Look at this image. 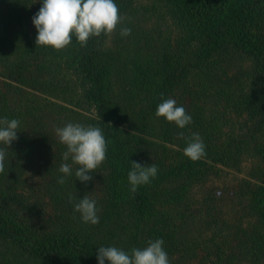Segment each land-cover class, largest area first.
<instances>
[{
    "label": "rangeland",
    "instance_id": "374dc122",
    "mask_svg": "<svg viewBox=\"0 0 264 264\" xmlns=\"http://www.w3.org/2000/svg\"><path fill=\"white\" fill-rule=\"evenodd\" d=\"M115 3L123 21L110 38L104 36L103 50L114 63L112 83L117 95L123 97L135 63L150 73L158 72L171 56L177 82L169 90L168 98L175 99L176 106H183L191 117L198 109H203L205 118L217 125V129H212L217 136L215 151L223 154L231 135L236 136L231 145L234 151L236 142L242 137H254L250 142L246 139L240 142L248 147L264 142V100L257 94L258 89L264 91V73L260 74L253 58L226 45L217 53L206 73L192 64L186 65L187 68L184 64L176 66V58L182 49L180 40L190 37V33L176 20L174 5L167 0H115ZM41 6L42 0H0V26L7 29L6 42L12 46L11 52L0 55V110L16 112L20 103L33 101V127L25 132L32 146L20 147L17 145L19 140L13 141L8 148L0 143V148L6 150L5 165H17L8 173L7 182L16 189L15 197H8L5 203L13 214L40 234L61 228L66 224V216L77 229L81 226L92 229L91 223H84L81 214L74 211V205L87 195L97 202L100 218L108 196L110 169L102 163L90 173L91 181L81 182L75 176L79 166L71 157L67 161L63 159L67 149L60 143L55 129L67 123L80 124L92 114L82 96L86 84L79 79L78 73L73 70L67 73L66 68L63 74L54 73L53 69L59 67L62 70L63 67L55 58L54 48L49 56L37 52L41 49L35 43L38 32L33 17ZM123 27L131 29L129 36L120 35ZM33 47L37 51L33 52ZM45 63L48 68L42 67ZM35 77L39 78L37 82L33 81ZM66 85H72L73 90L64 92ZM121 96L117 97L121 98L122 105L129 102ZM137 103L135 110L143 105ZM132 113L131 106H127V131L133 130ZM190 124L189 130L193 129ZM165 127L173 135L156 139L167 145L166 152L171 160L184 150V138L181 139L179 134L183 132L185 137L188 133L175 122H167ZM209 161L212 167L184 191L181 202H165L161 206V218L149 228V241L164 240L163 247L170 264H213L214 258L205 261L191 258L182 248L198 239L209 240L212 233L223 230L226 255H230L225 263L264 264L258 250L240 243L236 234L239 227L250 223L249 193L264 181V160L254 155L249 147L234 162L211 158ZM64 163L71 165L70 176L59 171ZM61 177L65 180L62 185L57 182ZM59 189L64 192L59 194L62 200H56L55 190ZM68 194L75 195L70 204ZM0 260L1 264H75L66 258L52 261L38 258L30 247L1 236Z\"/></svg>",
    "mask_w": 264,
    "mask_h": 264
},
{
    "label": "trees",
    "instance_id": "16d2710c",
    "mask_svg": "<svg viewBox=\"0 0 264 264\" xmlns=\"http://www.w3.org/2000/svg\"><path fill=\"white\" fill-rule=\"evenodd\" d=\"M167 1L175 7L176 20L190 33V37H182L180 40L182 49L176 58V66L184 64L187 68L186 65L192 64L206 73V70L211 69L210 64L217 53L226 45H230L241 54L253 58L260 74L264 73V0ZM6 30L4 25L0 26V55L11 52L12 48L6 42ZM104 39V35L92 37L86 46H81L73 37L70 45L62 50H56L55 58L63 65L62 70L59 67L53 69L54 73L59 74H63L64 68L67 69V73L71 70L78 73L79 79L86 84L82 96L92 114L80 124L100 127L107 141V158L103 163L110 169L109 187L99 223L91 224L92 229H85L83 226L77 229L66 216V224L64 223L61 228H54L42 234L36 232L6 207L5 200L8 197H15L16 192L13 185L7 184L8 173L13 172V167L17 165H5L4 172L0 173V236L30 247L34 256L47 261L66 258L75 264H99L97 256L98 248L101 246H115L126 252H130L132 248L143 249L149 242L150 226L161 218V206L165 202L175 204L181 202L184 191L199 181L212 167L210 158L231 163L241 158L243 151L250 147L254 155L264 160V142H257L249 147L240 143L244 139L250 142L253 136L240 138L234 151L231 145L232 139L236 136L231 135L227 139L228 146L224 153L215 151L217 143L214 140L217 136L212 129H217V125L205 118L202 108L192 115L193 122L190 126L193 129L189 130V125L184 128L188 136L184 137L182 148L187 146V139L196 133L206 145V156L193 162L180 151L169 160L167 145L158 141L156 137L163 140L173 134L165 127L168 122L166 118L157 117L155 112L157 106L168 98L169 90L176 85L177 79L172 68L175 63H171L169 56L166 58L165 66L160 67L158 72L151 73L142 65L135 63L132 77L123 95L129 102L122 105L121 98L119 100L117 97L121 95H117L113 87L114 63L112 64L103 50ZM38 48L41 50L37 51V48L33 47V52H44L47 56L53 49L52 46ZM42 67L48 68V63ZM38 75L40 77L41 73ZM38 79L35 77L33 81L37 82ZM71 89L72 85H66L63 91ZM257 94L264 100L262 89H258ZM137 102L143 104L139 110L134 109ZM127 106H131L133 110L132 131L125 129L128 120L125 114ZM18 108L16 112L0 110V119H18L20 125L17 131L19 140L17 145L20 147L26 145L23 148H30L33 143L25 132L33 127V101L22 102ZM132 161L142 166L154 163L158 167L157 176L151 179L149 184L138 186L135 193L131 191L128 181ZM263 182L257 184L249 193L250 223L236 230L239 242L249 244L251 249L255 247L260 258H264ZM55 191L56 200H62L59 194H64L63 190ZM68 196L74 198L75 195ZM65 208L67 207L64 204ZM223 237V230H217L212 233L209 240L198 239L186 243V247L182 249L187 250L191 258H202L205 261L210 257L214 258L213 264H227L224 260L230 255H226V240ZM105 264L110 262L105 260Z\"/></svg>",
    "mask_w": 264,
    "mask_h": 264
},
{
    "label": "clouds",
    "instance_id": "9594fccd",
    "mask_svg": "<svg viewBox=\"0 0 264 264\" xmlns=\"http://www.w3.org/2000/svg\"><path fill=\"white\" fill-rule=\"evenodd\" d=\"M122 21L115 0H42L41 8L33 17V24L38 32L35 43L37 47L52 46L59 51L70 45L75 37L81 46H86L92 37L98 38L104 35L110 38ZM130 34L129 28L120 29L121 36ZM176 103L175 99H164L157 106L155 115L166 118L168 122H175L183 129L192 122V117L183 106H176ZM19 125L18 119H0V143L8 148L17 140ZM55 132L60 143L67 149L63 159L67 161L71 157L72 162L79 166L75 171L76 178L81 182L91 181L93 177L90 173H93L107 158V141L102 129L91 125L67 123L63 127H57ZM179 137L183 139L184 133L181 132ZM205 149L206 145L199 134L193 133L187 139V146L183 152L186 157L196 162L206 156ZM5 158L6 150L0 148V173L4 172ZM59 171L70 176L71 165L61 164ZM157 173L158 167L154 163L142 166L132 161V170L128 173L131 191L135 193L138 186L149 184ZM57 182L62 185L65 180L61 177ZM72 200L73 197L69 196L70 203ZM74 211L81 214L84 223H99L100 209L97 207V202L87 195L75 203ZM163 245V239L150 240L147 247L132 248L130 252L115 246H101L98 248L97 259L99 264H105V260L110 264H170Z\"/></svg>",
    "mask_w": 264,
    "mask_h": 264
}]
</instances>
